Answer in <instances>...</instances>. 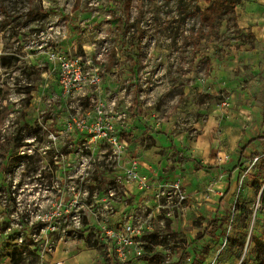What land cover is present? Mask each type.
<instances>
[{"label": "clouds", "instance_id": "obj_1", "mask_svg": "<svg viewBox=\"0 0 264 264\" xmlns=\"http://www.w3.org/2000/svg\"><path fill=\"white\" fill-rule=\"evenodd\" d=\"M110 7L113 0H0V61L20 57L19 65L0 63L8 93L0 97V264H125L121 253L135 247L140 254L133 237L144 225L158 235L143 242L168 249L164 264L174 248L192 264L190 226L173 232L157 216L162 208L183 214L185 203L203 209L224 187L237 192L225 230L196 264H264V0H187L183 12L176 0ZM112 17L144 33L139 48L148 56L139 73L129 72L125 42L101 47L108 29L93 31ZM13 32L26 35L14 40ZM33 48L53 63L42 77L45 60H37L29 80L19 69L33 62ZM97 64L98 72L89 71ZM69 71L63 93L47 87L56 83L53 73ZM17 77L19 85L39 86L17 94ZM22 114L40 131L22 129ZM158 124L168 147L151 135ZM10 153L30 159H15L7 172Z\"/></svg>", "mask_w": 264, "mask_h": 264}, {"label": "rangeland", "instance_id": "obj_2", "mask_svg": "<svg viewBox=\"0 0 264 264\" xmlns=\"http://www.w3.org/2000/svg\"><path fill=\"white\" fill-rule=\"evenodd\" d=\"M176 3L179 5L180 10L183 12L184 8L187 7V0H176ZM114 4L115 0H113V7L108 8L106 11L108 13H112L114 11ZM91 16V13H84V19H88ZM184 17H181V20L183 21ZM108 29L107 35L104 37L103 40L100 41L101 47L106 45H113L115 47H122L124 44L121 42H125L128 48L132 49L131 55L128 57V60L130 63L133 64V67L129 69V72H136L139 73L141 71L142 65L138 63V61L143 57L147 58L148 52H145L139 48L140 43L143 42L144 39V33L142 31H139L138 24L135 23H129L124 20H121L119 17H112L107 20H100L99 23L96 24V27L93 31L99 32L102 31L103 28ZM78 27V26H77ZM131 33V35H130ZM25 33H12V39H23ZM76 39H80L81 36L79 33H77ZM149 39H152L149 37ZM42 43V42H40ZM193 45L189 44V47H192ZM151 50V49H149ZM158 51V49H157ZM30 55L32 56L33 62L31 64H25V66L21 67L19 70L21 71V75L25 78L32 80L33 77L36 75V61L39 59L45 60V72L40 73V75L47 76L48 72L47 69L52 66V61L48 57L42 56L41 53L37 51L36 48H33L31 50ZM20 57H8L4 58L0 63H2L5 67H11L13 64L19 65ZM100 69V65H96V69L93 70L89 68V71H95L98 72ZM114 69L115 65H113V71L109 72V75H114ZM16 69H14L15 71ZM77 70L83 71V69H80L79 66H77ZM11 75V74H10ZM53 75L56 77V83L48 85L47 87L53 88L56 93H63L65 91V83H68L69 86L71 84V77L72 72H67L65 75H60L59 72L53 73ZM6 84L7 81H4ZM17 87L15 88V92L17 94L23 93L24 95H27L29 91L35 92L36 88L39 86L38 83H30L29 85H19V77H17ZM104 88L107 89L109 87V84L107 82L104 83ZM112 86H115L114 84ZM72 91H75V89H72ZM8 95L5 88L0 87V97H6ZM51 95V93H50ZM85 98H87L90 93L85 92ZM33 99H35V96H33ZM29 104H31V101H28ZM82 105L87 108V105L84 104L82 101ZM90 113L93 114V112L90 110L85 113L87 117L91 120ZM25 116V119L21 123V128H27L29 127V124L32 125V129L29 132V135L32 131L39 132L40 129L36 122L34 120H28L26 118V114H22ZM50 115V114H49ZM94 115V114H93ZM45 119L47 120L48 117L46 116ZM143 127V125H139ZM154 139L159 140L164 147H168L170 145V142L166 139V137L163 134V131L160 130L159 124L157 125V131L155 133L151 134ZM22 138L20 137V134L18 132L17 134V147H22ZM28 147H31L29 144ZM162 155V153H161ZM28 157V154H25L22 157L14 158L12 157V154H9V164L6 168L7 172H14L15 168L17 167V164L13 161L15 159H25ZM160 167L157 169V176L163 181L168 177L167 172V159H162L159 161ZM233 168H236V165L233 164ZM174 171L179 173L181 169L175 168ZM239 171V169H237ZM145 175H150V173L147 172L145 169ZM22 183V182H21ZM21 185H17V188H20ZM161 191H163V188H161ZM0 192H3V188H0ZM44 193H51L52 195H55V192H53L50 188H44ZM223 194L220 192L217 193L216 196V202L209 205L205 204L203 209H198L196 211H193L187 203L184 204V211L183 214H181L180 209H175L172 213H169L166 209L162 208L161 213L157 216V219L162 221L166 226H170L173 229V232L177 231H183V226H190L191 231L187 235V240L191 241V243L188 245L187 252L189 253V257L192 260V258L197 257L199 253H203L206 250H211L208 248V245L214 241V238L217 236H221L223 234V231L225 230V226H222V229L216 230L213 234H206V227L208 223L214 218L215 215H219L221 218L225 219V221L228 218L229 214V208L227 205L229 204V200L231 197H235L237 195V192L235 190L230 191L229 187H224L222 189ZM111 192L105 193L103 189L100 191V195H111ZM240 196H243V193H240ZM12 199H17L18 196L10 197ZM138 198V197H137ZM45 200L48 199V196L45 195ZM55 203V201H53ZM135 203V201H133ZM161 205H164L167 203V200L165 197H161L160 200ZM209 209H211L209 211ZM151 209H148V212L144 213L145 216L150 213ZM137 213H139V206H137ZM72 214V213H69ZM178 224L180 227H178ZM145 232L140 233V236L138 237V241H141L139 251L140 254L137 255L136 249H132L130 252V255L128 259L125 261V264H164V258L167 256L168 249L164 248L163 252L161 251V248L163 245L160 242H156L155 246H153L151 243H144L143 241H153L158 235V230L155 227L144 225ZM203 229V231H201ZM17 235H19L17 233ZM165 240H167V237H165ZM181 249L174 248L172 252V256L170 257L171 263L175 264H185V260L183 256L180 254ZM158 254L162 256H158Z\"/></svg>", "mask_w": 264, "mask_h": 264}, {"label": "trees", "instance_id": "obj_3", "mask_svg": "<svg viewBox=\"0 0 264 264\" xmlns=\"http://www.w3.org/2000/svg\"><path fill=\"white\" fill-rule=\"evenodd\" d=\"M222 226H225V219L221 218L219 215H215L214 218L208 223L205 233L213 234L216 230L222 229ZM158 256H162V255L158 254ZM196 258L197 257L192 258L191 260L192 264H196ZM171 264H175V263H171Z\"/></svg>", "mask_w": 264, "mask_h": 264}, {"label": "built area", "instance_id": "obj_4", "mask_svg": "<svg viewBox=\"0 0 264 264\" xmlns=\"http://www.w3.org/2000/svg\"><path fill=\"white\" fill-rule=\"evenodd\" d=\"M78 71H79V70H78ZM88 111H90V110H88ZM88 111H86V112H88ZM86 112H85V113H86ZM90 116H91V119H92L93 114L90 113ZM84 118H85L86 120H88L89 122H91V120L89 119V117H87L85 114H84ZM139 236H140V233L134 235V237H133V241H134V243H135L136 241H138V237H139ZM134 248H135V247H133L132 249L134 250ZM130 252H131V251H128V252H125V253H121L120 255H121V256H126L127 259H128L129 255H130ZM139 253H140V251H139ZM127 259H126V260H127ZM126 260H125V261H126Z\"/></svg>", "mask_w": 264, "mask_h": 264}]
</instances>
